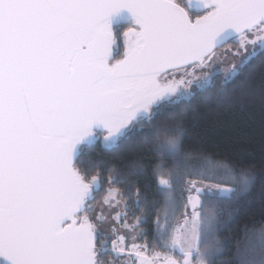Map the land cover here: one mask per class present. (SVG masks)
Segmentation results:
<instances>
[{
  "label": "snow or ice",
  "instance_id": "6c2138e0",
  "mask_svg": "<svg viewBox=\"0 0 264 264\" xmlns=\"http://www.w3.org/2000/svg\"><path fill=\"white\" fill-rule=\"evenodd\" d=\"M257 70L264 0H0V264H264V216L218 239L255 174L177 119ZM133 141L135 171L83 159Z\"/></svg>",
  "mask_w": 264,
  "mask_h": 264
},
{
  "label": "trees",
  "instance_id": "16d2710c",
  "mask_svg": "<svg viewBox=\"0 0 264 264\" xmlns=\"http://www.w3.org/2000/svg\"><path fill=\"white\" fill-rule=\"evenodd\" d=\"M125 29L117 35L119 55L116 58L122 56L121 34ZM259 60L258 57L254 63L258 64ZM246 87L247 94H242L240 87H237L232 93L234 100L224 104L208 103L197 97L187 109L186 115L179 116L183 109L178 110L177 115L187 147H203L212 152L227 154L240 165L235 173L237 179L246 171L255 174V183L250 193L241 201L238 210L230 216L225 215L223 234L218 237L221 242L226 238H231L232 241L225 259L235 255L239 242L244 238L245 226H250L254 220L259 221L264 216V72H253ZM151 147L133 141L130 144H122L115 151H106L100 144H96L90 150L84 149L83 159L100 160L105 166L114 164L126 171H135V163L155 158ZM134 179L148 192L149 202L155 198L154 191L147 188L150 182L148 176ZM154 217L153 213L152 219Z\"/></svg>",
  "mask_w": 264,
  "mask_h": 264
},
{
  "label": "rangeland",
  "instance_id": "374dc122",
  "mask_svg": "<svg viewBox=\"0 0 264 264\" xmlns=\"http://www.w3.org/2000/svg\"><path fill=\"white\" fill-rule=\"evenodd\" d=\"M121 40H122V44H123V36H122ZM221 51H223V50H221ZM122 54H123V52H122ZM230 59H232V60H238L239 57L230 58ZM226 66H227V65H222V70H223V68L226 67Z\"/></svg>",
  "mask_w": 264,
  "mask_h": 264
},
{
  "label": "flooded vegetation",
  "instance_id": "af4514ba",
  "mask_svg": "<svg viewBox=\"0 0 264 264\" xmlns=\"http://www.w3.org/2000/svg\"><path fill=\"white\" fill-rule=\"evenodd\" d=\"M123 28H125V27H121L120 29H119V32H121V30L123 29ZM126 30V29H125ZM118 32V33H119ZM122 36H123V33L121 34V38H122Z\"/></svg>",
  "mask_w": 264,
  "mask_h": 264
},
{
  "label": "water",
  "instance_id": "95a60500",
  "mask_svg": "<svg viewBox=\"0 0 264 264\" xmlns=\"http://www.w3.org/2000/svg\"><path fill=\"white\" fill-rule=\"evenodd\" d=\"M123 23V22H122Z\"/></svg>",
  "mask_w": 264,
  "mask_h": 264
}]
</instances>
